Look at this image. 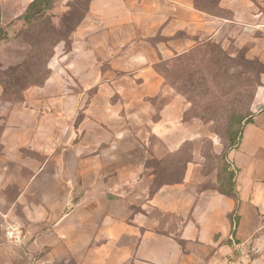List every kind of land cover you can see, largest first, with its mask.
I'll return each instance as SVG.
<instances>
[{
	"label": "crops",
	"instance_id": "0c3cea01",
	"mask_svg": "<svg viewBox=\"0 0 264 264\" xmlns=\"http://www.w3.org/2000/svg\"><path fill=\"white\" fill-rule=\"evenodd\" d=\"M31 1L0 0V23ZM78 35L121 70L134 49L150 65L203 41L264 64V0H91ZM46 88L12 102L0 85V264H264V76L228 152L235 195L191 171L149 192L132 146L123 160L98 144L66 160L62 98ZM7 220L24 226L21 243L5 238Z\"/></svg>",
	"mask_w": 264,
	"mask_h": 264
},
{
	"label": "rangeland",
	"instance_id": "374dc122",
	"mask_svg": "<svg viewBox=\"0 0 264 264\" xmlns=\"http://www.w3.org/2000/svg\"><path fill=\"white\" fill-rule=\"evenodd\" d=\"M90 1L48 0L26 21L15 18L3 25V99L22 101L27 89L45 86L48 96L62 98L68 161L91 156L82 149L96 144L100 150L116 146L121 153L113 159L123 160L124 148L132 146L134 160L144 162L140 187L149 192L188 171L203 177L204 185L215 179L225 188L234 174L228 152L253 113L264 64L247 57L244 48L203 41L155 59L150 64L155 73L147 72L150 65L135 49L127 70L118 69L107 51L78 39ZM6 222L19 226L23 240L22 223Z\"/></svg>",
	"mask_w": 264,
	"mask_h": 264
},
{
	"label": "trees",
	"instance_id": "16d2710c",
	"mask_svg": "<svg viewBox=\"0 0 264 264\" xmlns=\"http://www.w3.org/2000/svg\"><path fill=\"white\" fill-rule=\"evenodd\" d=\"M48 0H32L28 5H27V7H26V9H25V11L19 16V17H17L18 19H23L24 21H26L27 20V18H28V15H30V13H31V11L33 10V9H36L39 5H41V4H43V3H45V2H47ZM4 24H1L0 23V34H2V31H3V28H4V26H3ZM0 38H1V35H0ZM3 91H4V89H3ZM249 119V118H248ZM248 119H246V121H248ZM245 121V122H246ZM244 122V123H245ZM243 128V127H242ZM242 133V132H241ZM241 136V135H240ZM239 142V141H238ZM238 144V143H237ZM233 178H234V174L232 173V179H231V181L230 182H225V184H224V187L225 188H223V187H218V189L220 190V191H223L224 193H226V194H229V195H235V189H234V180H233Z\"/></svg>",
	"mask_w": 264,
	"mask_h": 264
},
{
	"label": "built area",
	"instance_id": "2783aa9c",
	"mask_svg": "<svg viewBox=\"0 0 264 264\" xmlns=\"http://www.w3.org/2000/svg\"><path fill=\"white\" fill-rule=\"evenodd\" d=\"M5 237L9 241L20 243L22 241V231L16 224L6 222L4 225ZM230 240L233 241L234 235L230 233ZM225 264H231L230 260H226Z\"/></svg>",
	"mask_w": 264,
	"mask_h": 264
}]
</instances>
